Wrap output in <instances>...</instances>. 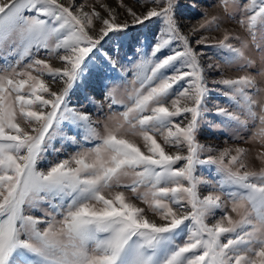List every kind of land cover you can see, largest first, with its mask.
<instances>
[{
  "label": "snow or ice",
  "instance_id": "1",
  "mask_svg": "<svg viewBox=\"0 0 264 264\" xmlns=\"http://www.w3.org/2000/svg\"><path fill=\"white\" fill-rule=\"evenodd\" d=\"M118 7L0 0V264H264V152L256 171L250 149L199 140L207 125L264 146V0H220L187 30L200 0ZM149 22L145 51L130 29Z\"/></svg>",
  "mask_w": 264,
  "mask_h": 264
},
{
  "label": "rangeland",
  "instance_id": "2",
  "mask_svg": "<svg viewBox=\"0 0 264 264\" xmlns=\"http://www.w3.org/2000/svg\"><path fill=\"white\" fill-rule=\"evenodd\" d=\"M62 3L67 4L68 0H61ZM86 0H74V3H85ZM104 3H108L110 6L117 8V11L121 13L120 18L124 19L125 18V13H124V9L123 8H119L118 7V3L120 2V0H103ZM123 4L133 8V10L140 12L143 10V8L141 7V3L137 2V0H122ZM220 0H200V7H198L195 11H191V12H185V20L182 22L185 26V30H187V27L190 24H196L197 20L199 19V16L197 15L200 10L202 8H206L207 12H208V16L209 18H211L212 16H222L223 15V11L220 7H218ZM243 2V0H242ZM96 0H87V4H95ZM96 8L98 11H102V9L99 7V5H96ZM86 10H90L87 9ZM129 20H131V17H127ZM237 18H239V13H237ZM160 25L158 22H149V27L147 28H143V26H141V30H137L135 28L130 29V31L132 32V34L134 36H139L141 39V43L143 45H145L144 50L147 51V45H150L153 42V35L155 33H157L158 29H159ZM224 27H227L229 29V31H231L234 35H239L241 37H245L246 33L243 31V29H241L239 27V25L235 22L229 23L224 25ZM222 31L221 32H211V33H207V35H209L210 37H221L222 36ZM113 45H107V48H111ZM134 54V49L132 47H128L125 46L123 48H121L120 50V55L122 57H128V56H132ZM251 55L253 56L254 59H256L257 61V68L259 67V59H260V53L253 51L251 53ZM203 63L207 64L210 61H202ZM0 63H2V61H0ZM56 66H58V62H55ZM252 71H255V69H252ZM242 74V73H241ZM215 74H210L209 76V84H211V79L212 76H214ZM228 75H237L236 73L233 72H229ZM129 79H131V74L129 75ZM259 79V78H258ZM62 85H53L54 88L58 89L59 87H61ZM129 87H131V85H129ZM88 94H94L96 96L97 99L100 98V91H99V87L98 86H91L89 88V93ZM83 95L81 92L77 91L75 94H73L72 96V102L73 104H75L77 102V97L80 98L81 101H83ZM118 99H126L125 95H121L118 97ZM224 97L219 95L216 92H211L207 98V106L209 109H213L215 107V103L216 101H224ZM89 111H94V108L92 106H89L88 108ZM105 112H107V106H105ZM95 118V116H94ZM100 120L102 121L104 119V116L101 114L100 115ZM209 118L213 119L214 122H218V118L213 117L211 112L209 113ZM99 130L101 131V133L103 132V127L101 126L99 128ZM244 136H249L250 133L249 132H243L241 133ZM234 136V130H222V129H218V128H210L207 125H205L203 127L202 130V134L199 137L200 143L204 144V145H211L214 148L217 149H222L225 147H229V146H235V145H239L241 147H245L250 149V161L253 162L252 166L253 169L256 171H259L261 168V162L258 159H255V157H257L258 155L261 154V152H264V146H262L261 142L259 140H255V141H250L249 143L245 144L243 141L241 140H234L233 139ZM161 142L162 141H159ZM57 146H59V141H57ZM72 148L68 149V152H71ZM166 151H171V149L166 148ZM67 155V153H61L60 156L61 158H65ZM55 157L54 153H49L47 156V160L43 161L41 164V167H46L47 164L49 162H51ZM202 172L204 173L206 178L212 179L213 181H215L216 179H218L219 177L214 175V174H209L207 172V168L205 167ZM126 182H130V180H126ZM200 191L202 195H207L208 193V187L207 185L201 184L200 186ZM127 195H130V193H126ZM141 207H146L145 205H141ZM39 214V213H37ZM149 218H152V214L149 212Z\"/></svg>",
  "mask_w": 264,
  "mask_h": 264
}]
</instances>
